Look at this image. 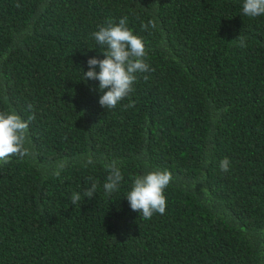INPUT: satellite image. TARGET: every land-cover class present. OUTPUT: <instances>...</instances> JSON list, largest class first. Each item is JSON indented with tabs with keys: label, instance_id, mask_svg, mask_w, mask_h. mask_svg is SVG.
I'll list each match as a JSON object with an SVG mask.
<instances>
[{
	"label": "trees",
	"instance_id": "obj_1",
	"mask_svg": "<svg viewBox=\"0 0 264 264\" xmlns=\"http://www.w3.org/2000/svg\"><path fill=\"white\" fill-rule=\"evenodd\" d=\"M243 2L0 0V112L35 117L30 154L0 165V264H264V15ZM122 17L152 71L108 110L82 79L105 58L92 33ZM152 170L172 181L143 219L124 195Z\"/></svg>",
	"mask_w": 264,
	"mask_h": 264
},
{
	"label": "clouds",
	"instance_id": "obj_2",
	"mask_svg": "<svg viewBox=\"0 0 264 264\" xmlns=\"http://www.w3.org/2000/svg\"><path fill=\"white\" fill-rule=\"evenodd\" d=\"M19 6V5H17ZM242 15L255 18L264 15V0H244L242 5ZM151 25L156 27L154 21L142 25L147 29ZM97 45L101 47L105 58L99 59L91 57L87 61L89 70L84 71L83 81L89 79L99 81V89L102 95L99 103L104 108L114 109L118 103L124 100L133 91V85L137 80V73L152 71L146 62V45L142 37L133 33L127 27V17L120 18L118 23L108 20L105 25H101L98 31L92 33ZM240 47H245L243 36L238 37ZM97 66L99 71L96 70ZM145 80L148 76L143 77ZM131 102L127 107H133ZM33 105H27L32 109ZM24 120L16 112H0V165L10 162L12 157L24 158L29 155V149L25 147L30 120ZM93 158L88 157L85 167L93 164ZM229 159L227 157L220 161L222 171L229 170ZM105 169L108 171L103 188L106 193L111 194L118 190L124 177L115 160L105 162ZM59 175V173H57ZM90 181L91 177L88 178ZM172 181V174L167 170H152L134 177L131 189L124 195L130 208L140 213L143 219H150L154 213L164 214L167 206L165 189ZM96 182L91 183V187L85 189L84 197L92 198L96 193ZM81 199L79 192H74L71 202L76 205Z\"/></svg>",
	"mask_w": 264,
	"mask_h": 264
}]
</instances>
